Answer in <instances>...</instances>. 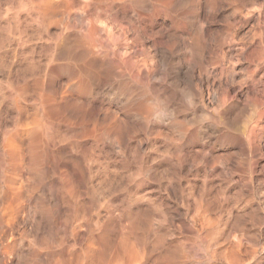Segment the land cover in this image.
Wrapping results in <instances>:
<instances>
[{"label":"rangeland","instance_id":"1","mask_svg":"<svg viewBox=\"0 0 264 264\" xmlns=\"http://www.w3.org/2000/svg\"><path fill=\"white\" fill-rule=\"evenodd\" d=\"M135 1L0 0V264H264V0Z\"/></svg>","mask_w":264,"mask_h":264},{"label":"bare ground","instance_id":"2","mask_svg":"<svg viewBox=\"0 0 264 264\" xmlns=\"http://www.w3.org/2000/svg\"><path fill=\"white\" fill-rule=\"evenodd\" d=\"M85 1H91V0H85ZM98 1H99V0H98ZM136 1H137V0H136ZM136 1H135L134 3H136ZM153 1H154V0H153ZM40 2H42V1H40ZM45 2H46V1H45ZM56 2H57V1H56ZM111 2H112V1H111ZM114 2H116V1H114ZM124 2H125V1H124ZM137 2H138V1H137ZM139 2H140V1H139ZM147 2H148V1H147ZM157 2H160V1H157ZM161 2H163V1H161ZM92 3H93V2H92ZM96 3H97V2H96ZM116 3H117V2H116ZM116 3H115V4H116ZM134 3L131 2V4H134ZM204 3H205V2H204ZM67 4H68V3H67ZM100 4H101V3H100ZM157 4H158V3H157ZM162 4H163V3H162ZM192 4H193V3H192ZM22 5H23V4H22ZM26 5H27V4H26ZM49 5H50V4H49ZM92 5H93V4H92ZM129 5H130V4H129ZM136 5L139 6V3L136 4ZM140 5H141V3H140ZM142 5H143V4H142ZM152 5H154V4H152ZM206 5H207V4H206ZM90 6H91V5H90ZM90 6H89V7H90ZM93 6H94V5H93ZM124 6H125V5H124ZM130 6H131V5H130ZM133 6H134V5H133ZM143 6H144V5H143ZM143 6H142V7H143ZM146 6H147V5H146ZM146 6H145V7H146ZM167 6H168V5H167ZM19 7H20V6H19ZM23 7H24V6H23ZM26 7H27V6H26ZM32 7H33V6H32ZM81 7H82V6H81ZM85 7H86V5H85ZM107 7H108V6H107ZM151 7H152V6H151ZM155 7H156V6L154 5L153 8H155ZM161 7H162V6H161ZM173 7H174V6H173ZM58 8H59V7H58ZM65 8H66V7H65ZM77 8H78V7H77ZM94 8H95V7H94ZM94 8H93V9H94ZM101 8H102V7H101ZM140 8H141V7H140ZM208 8H209V7H208ZM30 9H32V8H30ZM84 9H85V8H84ZM99 9H100V8H99ZM99 9H97V10H99ZM132 9H133V8H132ZM147 9H148V8H147ZM147 9H146V10H147ZM39 10H40V9H39ZM66 10H67V9H66ZM105 10H106V8H105ZM105 10H103V11H105ZM208 10H209V9H208ZM13 11H14V10H13ZM15 11H16V10H15ZM17 11H18V9H17ZM34 11H35V10H34ZM37 11H38V10H37ZM82 11H83V10H82ZM94 11H96V10H94ZM135 11H136V10H135ZM155 11H156V10H155ZM155 11H154V12H155ZM157 11H158V9H157ZM157 11H156V12H157ZM18 12H19V11H18ZM28 12H29V11H28ZM35 12H36V11H35ZM39 12H40V11H39ZM43 12H44V11H43ZM65 12H66V11H65ZM150 12H151V11H150ZM46 13H47V12H46ZM61 13H62V12H61ZM63 13H64V12H63ZM89 13L92 14L93 12H89ZM132 13H133V12H132ZM147 13H148V12H147ZM31 14H32V13H31ZM49 14H50V13H49ZM49 14H48V15H49ZM52 14H54V13H52ZM87 14H88V13H87ZM105 14H107V13L105 12ZM50 15H51V14H50ZM54 15H55V14H54ZM63 15H65V14H63ZM95 15H96V14H95ZM150 15H151V14H150ZM24 16H25V15H24ZM37 16H38V15H37ZM42 16H43V15H42ZM98 16H99V15H98ZM104 16H105V15H104ZM137 16H138V15H137ZM148 16H149V15H148ZM66 17H67V16H66ZM72 17H73V15H72ZM88 17H89V16H88ZM140 17H141V15H140ZM34 18H35V17H34ZM43 18H44V17H42V19H43ZM95 18H96V17H95ZM29 19H30V18H29ZM42 19H41V20H42ZM52 19H53V18H52ZM202 19H203V18H202ZM218 19H219V18H218ZM67 20H68V19H67ZM30 21H31V19H30ZM35 21H36V20H35ZM197 21H198V20H197ZM202 21H203V20H202ZM61 22H62V21H61ZM34 23H35V22H34ZM46 23H47V22H46ZM51 23H52V22H51ZM99 23H100V22H99ZM202 23H203V22H202ZM17 24H18V23H17ZM50 25H51V24H50ZM85 25H86V24H85ZM91 25H92V24H91ZM172 25H173V24H172ZM42 26H43V25H42ZM83 26H84V25H83ZM98 26H99V25H98ZM48 27H49V26H48ZM86 28H87V27H86ZM86 28H83L82 30H84V29H86ZM91 28H92V27H91ZM108 28H109V27H108ZM201 28H202V27H201ZM93 29H94V27H93ZM22 30H23V29H22ZM87 30H88V29H87ZM98 30H99V29H98ZM196 30H198V29H196ZM77 31H79V30H77ZM88 31H89V30H88ZM91 31H92V30H91ZM95 31H96V30H95ZM99 32H100V31H99ZM187 32H188V31H187ZM106 33H108V32L106 31ZM84 34H85V33H84ZM87 34H88V33H87ZM90 34L92 35L91 32H90ZM90 34H89V35H90ZM181 34H182V33H181ZM194 34H195V33H194ZM194 34H192V35H194ZM91 35H90V36H91ZM94 35H95V34H94ZM205 35H207V34H205ZM214 35H215V34H214ZM82 36H83V35H82ZM87 36H88V35H87ZM98 36H99V34H98ZM170 36H171V35H170ZM15 37H16V36H15ZM91 37H92V36H91ZM107 37H108V36H107ZM191 37H192V36H191ZM206 37H207V36H206ZM84 38H85V37H84ZM55 39H56V38H55ZM80 39H81V38H80ZM87 39H89V37H87ZM101 39H102V38H101ZM214 39H215V38H214ZM85 40H86V38H85ZM89 40H90V39H89ZM91 40H92V39H91ZM91 40H90V41H91ZM99 40H100V39H99ZM189 40H190V39H189ZM75 41H77V40H75ZM82 41H83V40H81V42H82ZM86 41H87V40H86ZM90 41H89V43L91 44L92 41H91V42H90ZM100 41H102V40H100ZM16 42H17V41H16ZM43 42H44V41H43ZM87 42H88V41H87ZM156 42H157V41H156ZM189 42H190V41H189ZM82 43H83V42H82ZM92 43H93V42H92ZM96 43H97V42H96ZM101 43H102V42H101ZM29 44H30V43H29ZM185 44H186V43H185ZM187 44H188V43H187ZM206 44H207V43H206ZM230 44H231V43H230ZM83 45H84V43H83ZM93 45H95V44H93ZM93 45H91V46H93ZM189 45H190V44H189ZM86 46H87V45H86ZM96 46H97V44H96ZM96 46H94L93 48H95ZM87 47H88V46H87ZM107 47H108V46H107ZM107 47H106V48H107ZM109 47H110V46H109ZM48 48H49V47H48ZM50 48H51V47H50ZM83 48H84V47H83ZM97 48H99V47H97ZM209 48H210V47H209ZM28 49H29V48H28ZM61 49H62V48H61ZM69 49H70V48H69ZM69 49H68V50H69ZM74 49H75V48H74ZM81 49H82V48H81ZM188 49H189V48H188ZM18 50H19V49H18ZM20 50H21V49H20ZM65 50H66V49H65ZM82 50H83V49H82ZM86 50H87V49H86ZM97 50H98V49H97ZM107 50H108V49H107ZM209 50H210V49H209ZM66 51H67V50H66ZM66 51H65V53H66ZM71 51H72V50H71ZM73 51H74V50H73ZM87 51H88V50H87ZM95 51H96V50H95ZM101 51H102V50H101ZM103 51H104V50H103ZM67 52H69V51H67ZM80 52H81V51H80ZM83 52H84V51H83ZM62 53H63V52H62ZM62 53H61V54H62ZM65 53H64V54H65ZM84 53L86 54V52H84ZM26 54H27V53H26ZM59 54H60V53H59ZM64 54H63V55H64ZM95 54H96V53H95ZM95 54H94V55H95ZM97 54H98V53H97ZM110 54H111V53H110ZM71 55H72V52H71ZM74 55H76V53H75ZM89 55H90V54H89ZM101 55H102V54H101ZM118 55H119V54H118ZM66 56H68V54H67ZM76 56H77V55H76ZM106 56H107V55H106ZM116 56H117V55H116ZM61 57H63V56L61 55ZM68 57H69V56H68ZM91 57H92V56H91ZM98 57H99V56H97L95 62H97ZM104 57H105V56H104ZM110 57H111V56H110ZM117 57H118V56H117ZM66 58H67V57H66ZM71 58H72V57H71ZM94 58H95V56H94ZM94 58H93V59H94ZM102 58H103V55H102ZM102 58H101V59H102ZM121 58H122V57H121ZM51 59H52V58H51ZM58 59H59V58H58ZM85 59H86V58H85ZM68 60H69V59H68ZM68 60L66 59L65 61H68ZM86 60H87V59H86ZM94 60H95V59H94ZM50 61H51V60H50ZM83 61H84V60H83ZM83 61H82V62H83ZM102 61H104V60H102ZM108 61H109V60H108ZM126 61H127V60H126ZM56 62H57V61H56ZM59 62H60V61H59ZM68 62H69V61H68ZM99 62H100V58H99V60H98V65H96V63H94V61H93V63H94L97 67L99 66ZM104 62H105V61H104ZM110 62H111V61H110ZM27 63H28V62H27ZM48 63H49V62H48ZM75 63H76V62H75ZM89 63H90V62H89ZM102 63H103V62H102ZM108 63H109V62H108ZM100 65H101V63H100ZM106 65H107V61H106ZM118 65H119V64H118ZM133 65L135 66V64H133ZM104 66H105V65H104ZM104 66H103V67H104ZM113 66H114V65H113ZM69 67H70V66H69ZM90 67H91V65H90ZM100 67H101V66H100ZM103 67H102V68H103ZM55 68H56V67H55ZM114 68H115V67H114ZM22 69H23V68H22ZM51 69H52V68H51ZM80 69H81V68H80ZM87 69H88V68H87ZM87 69H86V70H87ZM98 69H99V68H98ZM98 69H97V70H98ZM158 69H159V68H158ZM83 70H85V69H83ZM131 70H132V69H131ZM94 71H95V70H94ZM102 71H103V70H102ZM105 71H106V70H105ZM76 72H77V71H76ZM84 72H85V71H84ZM87 72H88V70H87ZM87 72H85V73L87 74ZM97 72H98V71H97ZM160 72H161V71H160ZM160 72H159V73H160ZM85 73H84V74H85ZM95 73H96V72H95ZM116 73H117V72H116ZM130 73H131V72H130ZM136 73H137V72H136ZM161 73H162V72H161ZM86 74H85V75H86ZM113 74H114V73H113ZM121 74H122V73H121ZM138 74H139V73H138ZM103 75H104V74H103ZM171 75H172V74H171ZM77 76H78V75H77ZM107 76H108V75H107ZM118 76H120V75H118ZM112 77H113V76H112ZM150 77H151V76H149V78H150ZM114 78H115V77H114ZM139 78H141V77H139ZM78 79H79V78H78ZM137 79H138V78H137ZM93 80H94V79H93ZM107 80H108V78H107ZM145 80H146V79H145ZM151 80H152V79H151ZM40 81H41V80H40ZM97 81H98V80H97ZM133 81H134V79H133ZM137 81H138V80H137ZM143 81H144V80H143ZM166 81H167V80H166ZM99 82H100V81H99ZM105 82H106V81H105ZM141 82H142V81H141ZM141 82H140V83H141ZM151 82H152V81H151ZM155 82H157V81H155ZM96 83H97V82H96ZM96 83H95V85H97ZM101 83H103V81H101ZM125 83H126V82H125ZM136 83H137V82H136ZM144 83H145L146 87L149 88L148 86H149L150 83L147 82L148 85L146 84V81H144ZM144 83H142V84L144 85ZM161 83H162V82H161ZM165 83H166V82H165ZM169 83H170V82H169ZM173 83H174V82H173ZM106 84H107V83H106ZM111 84H112V83H111ZM120 84H121V83H120ZM120 84H119V85H120ZM142 84H140V85H142ZM152 84H153V83H152ZM152 84H151V86H152ZM167 84H168V83H167ZM36 85H37V84H36ZM86 85H87V83H86ZM90 85H91V84H90ZM90 85H89V86H90ZM101 85H102V84H101ZM103 85L105 86V84H103ZM123 85H124V83H123ZM138 85H139V84H138ZM163 85H164V84H163ZM104 86H103V87H104ZM109 86H110V85H109ZM113 86H114V85H113ZM113 86H112V87H113ZM158 86H159V85H158ZM144 87H145V86H144ZM152 87H154V86H152ZM100 88H101V86H100ZM100 88H99L98 85L96 86V89H97V90H100ZM138 88H139V87H138ZM140 88H141V87H140ZM154 88H156V87H154ZM102 89H103V88H102ZM115 89H116V88H115ZM141 89H142V88H141ZM144 89H145V88H144ZM166 89H167V88H166ZM65 90H66V89H65ZM73 90H74V89H73ZM92 90H93V89H92ZM103 90H104V89H103ZM103 90H102V92H103ZM105 90H106V89H105ZM126 90H127V89H126ZM148 90H149V89H147L146 91H148ZM154 90H155V89H154ZM156 90H157V88H156ZM161 90H162V89H161ZM161 90H159V91L157 90V91L160 92V94H161ZM68 91H69V90H68ZM93 91H94V90H93ZM117 91H118V90H117ZM138 91H140V90H137V92H138ZM72 92H73V91H72ZM105 92H106V91H105ZM130 92H132V91H130ZM141 92H142V91H141ZM144 92H145V91H144ZM144 92H142V93H144ZM162 92H163V91H162ZM124 93H125V92H124ZM138 93H139V92H138ZM146 93L148 94V92H146ZM149 93H150V91H149ZM164 93H165V92H163V94H164ZM68 95H69V94H68ZM92 95H93V93H92ZM108 95H109V94H108ZM115 95H116V94H115ZM115 95H114V96H115ZM141 95H142V94H141ZM141 95H140V96H141ZM143 95H145V94H143ZM151 95H152V94H151ZM164 95H165V94H164ZM71 96H72V95H71ZM104 96H105V95H104ZM123 96H124V94H123ZM136 96H138V95L136 94ZM145 96H146V95H145ZM147 96H148V95H147ZM162 96H163V95H162ZM166 96H167V95H166ZM184 96H185V94H184ZM44 97H45V96H44ZM68 97H69V96H68ZM107 97H108V96H107ZM110 97H111V96H110ZM110 97H109V98H110ZM133 97H134V96H133ZM151 97H152V96H151ZM163 97H165V96H163ZM66 98H67V97H66ZM112 98H113V97H112ZM135 98H136V97H134L133 99H135ZM137 98H138V97H137ZM137 98H136V99H137ZM48 99H49V98H48ZM79 99H80V98H79ZM100 99H101V98H100ZM124 99H126V98H124ZM131 99H132V98H131ZM142 99H144V98H142ZM149 99H150V98H149ZM162 99H164V98H162ZM66 100H67V99H66ZM118 100H119V99H118ZM140 100H141V99H140ZM151 100H152V98H151ZM157 100H159V99H157ZM189 100H190V99H189ZM132 101H133V100H132ZM137 101H138V100H137ZM145 101H146V102L148 101V103H150L148 99H147V100L145 99ZM9 102H10V101H9ZM43 102H44V101H43ZM45 102H46V101H45ZM49 102H50V101H49ZM135 102H136V101H135ZM141 102H142V101H141ZM153 102L155 103V101H153ZM153 102H152V103H153ZM158 102H159V101H158ZM191 102H192V101H191ZM193 102H194V101H193ZM15 103H16V102H15ZM123 103H124V102H123ZM123 103H122V105H123ZM139 103H140V102H139ZM142 103L145 104L144 102H142ZM45 104H46V103H45ZM50 104H51V103H50ZM85 104H87V103H85ZM98 104H99V103H98ZM146 104H147V103H146ZM187 104H188V103H187ZM37 105H38V104H37ZM42 105H43V104H42ZM134 105H135V104H134ZM178 105H179V104H178ZM190 105H191V104H190ZM157 106H158V105H157ZM229 106H230V105H229ZM46 107H47V106H46ZM104 107H105V106H104ZM107 107H108V106H107ZM118 107H119V106H118ZM138 107H139V106H138ZM146 107H147V106H146ZM162 107H163V105H162ZM248 107H249V106H248ZM8 108H9V107H8ZM194 108H195V107H194ZM143 109H144V108H143ZM10 110H11V109H10ZM113 111H114V110H113ZM143 111H144V110H143ZM199 111H200V110H199ZM137 112H138V111H137ZM144 112H145V111H144ZM45 113H46V110H45ZM140 113H141V112H140ZM114 114H115V113H114ZM184 114H185V112H184ZM48 115H49V114H48ZM116 115H117V114H115V117H116ZM198 115H199V114H198ZM25 116H26V115H25ZM100 116H101V115H100ZM117 116H118V115H117ZM18 118H19V117H18ZM116 118H117V117H116ZM118 118H120V117H118ZM193 118H194V117H193ZM9 119H10V118H9ZM21 119H23V118H21ZM50 119H51V118H50ZM63 119H65V118H63ZM63 119H61V120H63ZM209 119H210V118H209ZM47 120H48V119H47ZM51 121H52V120H51ZM58 121H59V120H58ZM70 121H71V120H70ZM46 122H47V121H46ZM52 122H53V121H52ZM54 122H55V121H54ZM63 122H64V120H63ZM71 122H72V121H71ZM38 123H39V122H38ZM50 123H51V122H50ZM50 123H49V124H50ZM58 123H59V122H58ZM60 123H61V121H60ZM64 123H66V121H65ZM118 123H120V120H119ZM118 123H117V124H118ZM36 124H37V123H36ZM36 124H35V126H36ZM47 124H48V123H47ZM49 124H48V125H49ZM67 124H68V122H67ZM98 124H99V123H98ZM121 124H122V123H121ZM156 124H157V123H156ZM21 125H22V124H21ZM37 125H38V124H37ZM50 125H51V124H50ZM50 125H49V126H50ZM52 125H53V124H52ZM70 125H71V123H70ZM110 125H111V124H110ZM130 125H131V124H130ZM12 126H13V125H12ZM10 127H11V126H10ZM10 127H9V128H10ZM72 127H73V126H72ZM77 127H78V126H77ZM94 127H95V126H94ZM98 127H99V126H98ZM117 127H118V125H117ZM122 127H123V126H122ZM133 127H134V126H133ZM21 128H22V127H21ZM38 128H39V131H40V126H38ZM61 128H66V127L63 126V127H61ZM95 128H96V127H95ZM99 128H100V127H99ZM25 129H26V128H25ZM54 129H55V128H54ZM41 130H42V128H41ZM46 130H47V128H46ZM48 130H49V129H48ZM70 130H71V129H70ZM76 130H77V129H76ZM83 130L85 131V128H84ZM89 130H90V129H89ZM94 130H95V129H94ZM44 131H45V130H44ZM79 131H80V130H79ZM79 131H78V133H79ZM11 132H12V131H11ZM11 132H10V133H11ZM40 132H41V131H40ZM62 132H63V131H62ZM68 132H71V131H68ZM74 132H76V131H74ZM81 132H82V130H81ZM85 132H86V131H85ZM85 132H84V133H85ZM101 132H102V131H101ZM0 133H1V132H0ZM41 133H42V132H41ZM47 133H48V132H47ZM50 133H51V132H49V135H50ZM64 133H65V132H64ZM71 133H73V132H71ZM86 133H87V132H86ZM90 133L92 134L93 131H92V132L90 131L89 134H90ZM98 133H99V132H98ZM220 133H221V132H220ZM56 134H57V133H56ZM60 134H61V132H60ZM62 134H63V133H62ZM76 134H77V132H76L74 135H76ZM79 134H80V133H79ZM81 134H82V133H81ZM91 134H90V136H91V138H92L93 135H91ZM95 134H97V133H95ZM66 135H67V134H66ZM66 135H65V136H66ZM70 135H71V134H70ZM83 135H84V134H83ZM85 135H86V134H85ZM85 135H84V136H85ZM169 135H170V134H169ZM54 136H55V135H54ZM61 136H62V135H61ZM63 136H64V135H63ZM67 136H69V135H67ZM67 136H66V137H67ZM84 136H83V137H84ZM87 136H89V135L87 134ZM107 136H109V137H110V136H111V137L113 136L112 130H111L110 128H108V130H103V132L100 133L99 136H96V137L98 138V140H99L100 142H107V139H108ZM21 137H22V136H21ZM47 137H48V136H47ZM57 137H60V136H57ZM70 137H73V136H70ZM70 137H69V138H70ZM75 137H76V136H75ZM75 137H74V138H75ZM81 137H82V135H81ZM81 137H80V139H81ZM124 137H125V136H124ZM8 138H10V137H8ZM55 138H56V137H55ZM69 138H68V139H69ZM74 138H73V139H74ZM76 138L78 139V137H76ZM84 138H86V137H84ZM84 138H83V140H84ZM2 139H3V138H2ZM53 139H54V138H53ZM65 139H66V138H65ZM80 139H79V141H80ZM95 139H96V138H94V140H95ZM10 140H12V139H10ZM40 140H41V139H40ZM45 140H46V139H45ZM45 140H44V141H45ZM60 140H61V139H60ZM66 140H67V139H66ZM81 140H82V139H81ZM98 140H96V141H98ZM8 141H9V140H8ZM44 141H43V142H44ZM58 141H59V139H58ZM133 141H134V140H133ZM2 142H3V141H2ZM11 142H12V141H11ZM53 142H54V141H53ZM53 142H51V143H52L53 145H55ZM100 142H99V143H100ZM125 142H126V141H125ZM125 142H124V143H125ZM5 143H6V142H5ZM56 143H57V141H56ZM81 143H82V142H81ZM90 143H91V142H90ZM95 143H96V142H95ZM116 143H117V142H116ZM130 143H131V145L133 144L132 141H131ZM6 144H7V143H6ZM9 144H10V145H9ZM9 144H8V145L11 146V143H10V142H9ZM23 144H24V143H23ZM44 144H45V143H44ZM49 144H50V143H49ZM52 144H51V145H52ZM67 144H68V143H67ZM82 144H83V143H82ZM84 144H85V143H84ZM102 144H103V143H102ZM108 144H109V143H108ZM128 144H129V143H128ZM51 145H50V146H47L46 149H47L48 147L51 148ZM57 145H58V143H57L55 146H57ZM99 145H100V144H99ZM126 145H127V144H126ZM129 145H130V144H129ZM169 145H170V144H169ZM1 146H2V145H1ZM5 146H6V145H5ZM41 146H42V145H41ZM76 146H77V145H75V147H76ZM120 146H122V145H120ZM11 147H12V146H11ZM83 147H84V146H83ZM88 147H89V146H88ZM88 147H87V148H88ZM99 147H100V146H99ZM103 147L105 148L104 145H103ZM124 147H125V146H124ZM6 148H7V146H6ZM53 148H54V147H53ZM8 149H10V148H8ZM8 149H6V150L8 151ZM43 149H44V148H43ZM48 149H49V148H48ZM71 149H74V148H72V146H71ZM76 149H77V148H76ZM88 149H89V148H88ZM88 149H87V151H89V150L92 149V148H90L89 150H88ZM95 149H96V148H95ZM106 149H107V148H106ZM132 149H133V148H132ZM168 149H169V148H168ZM62 150H63V149H62ZM64 150H65V149H64ZM74 150H75V149H74ZM81 150H82V149H81ZM83 150H84V149H83ZM83 150H82V151H83ZM109 150H110V149H109ZM135 150H136V148H135ZM135 150H133V151H135ZM44 151H45V150H44ZM77 151H80V150H77ZM87 151H85V152L88 153ZM105 151H106V150H105ZM149 151H150V150H149ZM171 151H172V150H171ZM40 152H41V151H40ZM66 152H67V149H66ZM66 152H65V153H66ZM68 152H69V151H68ZM70 152H71V151H70ZM85 152H82L81 154H84ZM90 152L92 153V151H90ZM102 152H103V151H102ZM106 152H107V151H106ZM141 152H142V151H141ZM9 153H10V152H9ZM47 153H48V152H47ZM49 153H50V152H49ZM60 153H61V152H60ZM72 153H77V155H78V152H76V150H75L74 152H73V150H72ZM72 153H71V154H72ZM79 153H80V152H79ZM91 153H89L90 156H91ZM97 153H98V152H96V155H99V153H98V154H97ZM104 153H105V152H104ZM114 153H115V152H114ZM126 153H127V152H126ZM126 153H125V154H126ZM134 153H135V152H134ZM17 154H18V153H17ZM93 154H94V153H93ZM129 154H130V153H129ZM141 154H142V153H141ZM23 155H24V154H23ZM42 155H43V154H42ZM51 155H52V154H51ZM51 155H50V156H51ZM67 155H69V153H67ZM96 155H95V156H96ZM115 155H116V154H115ZM8 156H9V155H8ZM8 156H7V157H8ZM43 156H44V155H43ZM53 156H54V154H53ZM53 156H52V157H53ZM65 156H66V155H65ZM85 156H86V155H85ZM90 156H89V157H90ZM93 156H94V155H93ZM93 156H92V159H93ZM99 156H100V155H99ZM103 156H104V155H103ZM107 156H108V155H107ZM158 156H159V155H158ZM0 157H2V155H1ZM73 157H74V156H73ZM97 157H98V156H97ZM114 157H115V156H114ZM105 158H106V157H105ZM108 158H109V157H108ZM8 159H9V158H8ZM70 159H71V158H70ZM76 159H77V158H76ZM87 159H89V158H87ZM94 159H95V158H94ZM98 159H99V158H98ZM106 159H107V158H106ZM115 159H116V158H115ZM132 159H133V158H132ZM145 159H146V158H145ZM68 160H69V159H68ZM74 160H75V159H74ZM74 160H73V161H74ZM78 160H79V159H78ZM80 160H82V159H80ZM104 160H105V159H104ZM113 160H114V159H113ZM42 161H43V160H42ZM90 161H91V160H90ZM90 161H89V162H90ZM92 161H93V160H92ZM92 161H91V162H92ZM95 161H96V160H95ZM95 161H93V162H95ZM100 161H101V160H100ZM124 161H125V160H124ZM71 162H72V161H71ZM91 162H90V163H91ZM97 162H98L99 165H100L99 160L96 161V163H97ZM102 162H103V161H102ZM10 163H11V161H10ZM77 163H80V161H78ZM81 163L83 164V162H81ZM98 163H97V164H98ZM182 163H183V162H182ZM5 164H6V163H5ZM26 164H27V163H26ZM39 164H40V163H39ZM74 164H75V162H74ZM82 164H81V165H82ZM86 164H89V163H88V161H87V163H86V160H85V162H84L83 165H86ZM97 164H95V165H97ZM101 164H102V163H101ZM9 165H10V164H9ZM23 165H24V164H23ZM40 165H41V164H40ZM77 165H78V164H77ZM139 165H140V164H139ZM7 166H8V165H7ZM24 166H25V165H24ZM24 166H22V167H24ZM43 166H44V165H43ZM100 166H101V165H100ZM100 166H98V167H100ZM22 167H21V168H22ZM70 167H71V166H70ZM73 167H74V166H73ZM118 167H119V166H118ZM6 168H7V167H6ZM62 168H63V167H62ZM67 168H68V167H67ZM101 168H102V167H100V169H101ZM23 169H24V168H23ZM25 169H26V168H25ZM45 169H46V168H45ZM45 169H44V170H45ZM70 169H71V168H70ZM102 169H103V168H102ZM145 169H146V168H145ZM46 170H47V169H46ZM50 170H51V168H50ZM103 170H104V169H103ZM39 171H40V170H39ZM51 171H55V170H51ZM51 171H50V172H51ZM100 171H102V170H100ZM117 171H118V170H117ZM212 171H213V170H212ZM6 172H7V171H6ZM14 172H15V171H14ZM34 172H35V171H34ZM45 172H46V171H45ZM106 172L108 173V171H106ZM154 172H155V171H154ZM4 173H5V172H4ZM42 173H43V170H42ZM101 173H102V172H101ZM107 173H106V175H107ZM7 174L9 175V171L7 172ZM7 174H6V175H7ZM10 174H11V173H10ZM21 174H22V173H21ZM46 174H47V173H46ZM23 175H24V174H23ZM104 175H105V174H104ZM112 175H113V174H112ZM12 176H13V174H12ZM27 176H28V175H27ZM48 176H49V175H48ZM113 176H114V175H113ZM121 176H123V175H121ZM8 177H11V176H8ZM53 177H54V176H53ZM107 177H108V176H107ZM109 177H110V176H109ZM109 177H108V178H109ZM48 178H49V177H48ZM103 178H104V177H103ZM105 178H106V177H105ZM1 179H2V178H1ZM7 179H8V178H7ZM9 179H10V178H9ZM9 179H8V180H9ZM42 179H43V178H42ZM106 179H107V178H106ZM5 180H6V178H5ZM107 180H108V179H107ZM221 181H222V180H221ZM0 182H1V181H0ZM21 182H22V181H21ZM54 182H55V181H54ZM104 182H105V181H104ZM152 182H153V181H152ZM202 182H203V181H202ZM29 183H30V182H29ZM106 183H107V182H106ZM5 184H6V182H5ZM6 185H8L7 187H8V191H9V193H7V195H6V197L8 196V197H7L8 199H7L6 197H5V199H7L6 201H8L9 204H7L8 202H7V203L5 202L4 204H7V205L9 206L8 208L11 210V212H13V193H14V192H13L12 182L9 180V182L7 181V184H6ZM15 185H16V184H15ZM24 185H25V184H24ZM101 185H102V184H101ZM134 185H135V184H134ZM157 185H158V184H157ZM1 186H2V185H1ZM1 186H0V187H1ZM18 186H19V185H18ZM40 186H41V185H40ZM104 186H105V185H104ZM151 186H152V184H151ZM47 187H48V186H47ZM167 187H168V186H167ZM20 188H21V187H20ZM20 188H19V189H20ZM103 188H104V187H103ZM142 188H143V187H142ZM169 188H170V187H169ZM197 188H198V187H197ZM23 189H24V188H23ZM52 189L54 190V188H52ZM100 189H101V188H100ZM221 189H222V188H221ZM4 190L7 191V188L4 189ZM20 190H21V189H20ZM42 190H43V189H42ZM199 190H200V188H199ZM0 191H2V190H0ZM5 191H4V192H5ZM46 191H47V190H46ZM215 191H216V190H215ZM44 192H45V191H44ZM126 192H127V191H126ZM134 192H135V191H134ZM22 193H23V192H22ZM50 193H51V191H50ZM217 193H218V192H217ZM0 194H3V193H0ZM144 194H145V193H144ZM3 195H4V194H3ZM3 195H2V197H4ZM50 195H51V194H50ZM142 195H143V194H142ZM0 196H1V195H0ZM57 196H58V195H57ZM219 196H220V195H219ZM48 197H49V196H48ZM202 197H203V196H202ZM53 198H54V197H53ZM53 198H52V199H53ZM76 198H77V197H76ZM215 198H216V197H215ZM2 199H4V198H1V200H2ZM14 199H15V198H14ZM39 199H40V198H39ZM60 199H61V198H60ZM196 199H197V198H196ZM16 200H17V199H16ZM18 200H19V199H18ZM217 200H218V199H217ZM99 201H100V200H99ZM3 202H4V200H3ZM3 202H1V205H3ZM34 202H35V201H34ZM76 202H77V201H76ZM15 203H16V202H15ZM17 203H18V202H17ZM27 203H28V202H27ZM48 203H49V202H48ZM58 204H59V203H58ZM196 204H197V203H196ZM91 206H92V205H91ZM3 207H4V205H3ZM5 207L7 208V206H5ZM112 207H113V206H112ZM8 208H7V209H8ZM16 208H17V207H16ZM147 208H148V207H147ZM4 209H5V208H4ZM4 209H3V214H4V215L2 214V211H1V214H0V239H1V236L3 237L2 234H7V232H10L11 229H12V226H13V225H12V224H13V216H12V215L10 216L9 214H6L9 210L5 213V212H4ZM63 209H64V208H63ZM63 209H62V210H63ZM1 210H2V208H1ZM29 211H30V210H29ZM84 211H85V210H84ZM146 211H147V210H146ZM66 212H67V211H66ZM161 212H162V211H161ZM8 213H9V212H8ZM63 213H64V212H63ZM5 214H6V216H7V215L10 216L9 219H6V220H5V218H7V217L5 216ZM11 214H12V213H11ZM83 214H84V213H83ZM109 216H110V215H109ZM63 217H64V216H63ZM79 217H80V216H79ZM175 217H176V216H175ZM107 218H108V217H107ZM116 218H117V217H116ZM179 218H180V217H179ZM80 219H81V218H80ZM114 220H115V219H114ZM120 220H121V219H120ZM157 220H158V219H157ZM183 220H184V219H183ZM84 221H86V220H84ZM95 221H96V220H95ZM80 222H81V221H80ZM115 222H116V221H115ZM122 222H123V221H122ZM32 224H33V223H32ZM98 224H99V223H98ZM112 224H113V223H112ZM127 224H128V223H127ZM148 224H149V223H148ZM131 225H132V224H131ZM139 225H140V224H139ZM165 225H166V224H165ZM186 225H187V224H186ZM125 226H126V224H125ZM133 226H134V225H133ZM133 226H131V227H133ZM177 226H178V225H177ZM189 226H190V225H189ZM61 227H62V226H61ZM91 227H92V226H91ZM95 227H96V226H95ZM95 227H94V228H95ZM126 227H127V226H126ZM153 227H154V226H153ZM208 227H209V226H208ZM13 228H14V226H13ZM75 228H76V227H75ZM120 228H121V227H120ZM191 229H192V228H191ZM64 230H65V229H64ZM119 230H120V229H119ZM155 230H156V229H155ZM168 230H169V229H168ZM52 231H53V230H52ZM54 232H55V231H54ZM127 232H128V231H127ZM190 232H191V231H190ZM190 232H189V233H190ZM224 232H225V231H224ZM63 233H64V232H63ZM192 233H193V231H192ZM230 233H231V232H230ZM118 234H119V233H118ZM152 234H153V233H152ZM155 234H156V233H155ZM163 234H164V233H163ZM166 234H167V233H166ZM193 234H194V233H193ZM212 234H213V233H212ZM234 234H235V233H234ZM60 235H61V234H60ZM82 235H83V234H82ZM113 235H115V234H113ZM116 235H117V234H116ZM131 235H132V233H131ZM224 235H225V234H224ZM11 236H12V235H11ZM118 236H119V235H118ZM125 236H126V235H125ZM151 236H152V235H151ZM238 236H239V235H238ZM4 237H6V235H4ZM4 237H3V238H4ZM64 237H65V236H64ZM116 237H117V236H116ZM209 237H210V236H209ZM211 237H212V236H211ZM81 238H82V237H81ZM94 238H95V237H94ZM132 238H133V236H132ZM155 238H156V237H155ZM206 238H207V237H206ZM4 239H5V238H4ZM53 239H55V238H53ZM116 239H117V238H116ZM226 239H227V238H226ZM66 240H67V239H66ZM10 241H11V239H10ZM12 241H13V240H12ZM52 241H53V240H52ZM64 241H65V240H64ZM90 241H91V240H90ZM112 241H113V240H112ZM118 241H119V240H118ZM153 241H154V240H153ZM205 241H206V240H205ZM3 242H4V241H3ZM66 242H67V241H66ZM77 242H78V241H77ZM190 242H191V241H190ZM52 243H53V242H52ZM56 243H57V241H56ZM78 243H79V242H78ZM94 243H95V242H94ZM58 244H59V243H58ZM80 244H81V243H80ZM211 244H212V243H211ZM50 245H51V244H50ZM101 245H102V244H100V246H101ZM117 245H118V244H117ZM209 245H210V244H209ZM209 245H208V246H209ZM96 246H97V245H96ZM100 246H99V247H100ZM57 247H58V246H57ZM135 247H136V246H135ZM166 247H167V246H166ZM7 248H8V247H7ZM7 248L5 247V245H4L2 242H0V256L3 257L2 260H4L6 257H8V252H7L8 250H6ZM53 248H54V247H53ZM94 248H95V247H94ZM100 248H101V247H100ZM100 248H99V249H100ZM102 248H103V247H102ZM105 248H106V246H105ZM108 248H109V247H108ZM110 248H111V247H110ZM110 248H109V249H110ZM133 248H134V247H133ZM155 248H157V246H156ZM231 248H232V247H231ZM96 249H98V247H97ZM99 249H98V250H99ZM54 250H55V249H54ZM104 250H105V249H104ZM113 250H114V249H113ZM163 250H164V249H163ZM184 250H185V249H184ZM194 250H195V249H194ZM9 251H10V250H9ZM61 251H62V250H61ZM94 251H95V249H94ZM138 251H139V250H138ZM145 251H146V250H145ZM161 251H162V250H161ZM191 251H192V250H191ZM216 251H217V250H216ZM242 251H243V250H242ZM11 252H12V250H11ZM99 252H101V251H99ZM99 252H98L97 254H99ZM118 252H119V251H118ZM140 252H141V251H140ZM159 252H160V250H159ZM225 252H226V251H225ZM235 252H236V251H235ZM260 252H261V251H260ZM95 253H96V252H95ZM165 253H166V252H165ZM193 253H194V252H193ZM93 254H94V253H93ZM155 254H156V253H155ZM191 254H192V253H191ZM227 254H228V253H227ZM232 254H233V253H231V255H232ZM234 254H235V253H234ZM237 254H238V253H237ZM241 254H242V253H241ZM36 255H37V254H36ZM62 255H63V254H62ZM62 255H61V256H62ZM65 255H66V254H65ZM108 255H109V254H108ZM225 255H226V253H225ZM242 255H243V254H242ZM40 256H42V255H40ZM58 256H60V255H58ZM76 256H77V255H76ZM94 256H95V255H94ZM127 256H128V255H127ZM193 256H194V255H193ZM193 256H192V257H193ZM2 257H1V258H2ZM54 257H56V256H54ZM63 257H64V256H63ZM99 257H100V256H99ZM133 257H134V256H133ZM229 257H230V256H229ZM253 257H254V256H253ZM1 258H0V259H1ZM37 258H38V257H37ZM71 258H72V257H71ZM102 258H103V257H102ZM120 258H121V257H120ZM124 258H125V257H124ZM185 258H186V257H185ZM213 258H214V257H213ZM232 258H233V257H232ZM232 258H231V259H232ZM244 258H245V257H244ZM6 259H7V258H6ZM11 259H12V258H11ZM38 259H39V258H38ZM98 259H99V258H98ZM113 259H114V258H113ZM155 259H156V258H155ZM248 259H249V258H248ZM7 260H8V259H7ZM9 260H10V259H9ZM47 260H48V259H47ZM66 260H67V259H66ZM101 260H102V259H101ZM101 260H100V261H101ZM126 260H127V259H126ZM49 261H50V260H49ZM58 261H59V260H58ZM58 261H57V263H58ZM67 261H68V260H67ZM72 261H73V260H72ZM96 261H97V260H96ZM157 261H158V260H157ZM157 261H156V263H157ZM44 262H46V261H44ZM51 262H52V261H51ZM116 262H117V261H116ZM131 262H132V261H131ZM153 262H154V261H153ZM229 262H230V261H229ZM54 263H55V262H54ZM70 263H71V262H70ZM122 263H123V262H122ZM59 264H61V263H59ZM130 264H131V263H130ZM143 264H144V263H143ZM154 264H155V263H154ZM160 264H161V263H160ZM164 264H165V263H164ZM242 264H243V263H242Z\"/></svg>","mask_w":264,"mask_h":264}]
</instances>
